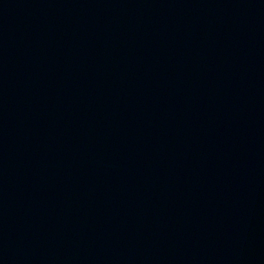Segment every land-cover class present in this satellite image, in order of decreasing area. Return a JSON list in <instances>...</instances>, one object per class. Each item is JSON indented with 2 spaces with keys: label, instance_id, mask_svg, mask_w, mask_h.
Here are the masks:
<instances>
[{
  "label": "water",
  "instance_id": "95a60500",
  "mask_svg": "<svg viewBox=\"0 0 264 264\" xmlns=\"http://www.w3.org/2000/svg\"><path fill=\"white\" fill-rule=\"evenodd\" d=\"M0 264H264V0H0Z\"/></svg>",
  "mask_w": 264,
  "mask_h": 264
}]
</instances>
